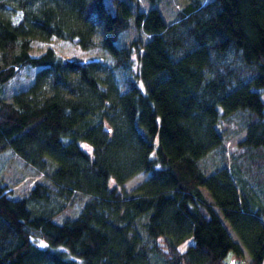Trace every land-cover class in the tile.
<instances>
[{
  "label": "trees",
  "instance_id": "1",
  "mask_svg": "<svg viewBox=\"0 0 264 264\" xmlns=\"http://www.w3.org/2000/svg\"><path fill=\"white\" fill-rule=\"evenodd\" d=\"M177 15L138 0H0V153L42 179L0 181V264H264V0H187ZM99 27L104 77L95 59L31 55L35 39L91 50ZM25 68L33 83L7 101ZM77 194L90 200L60 222Z\"/></svg>",
  "mask_w": 264,
  "mask_h": 264
},
{
  "label": "rangeland",
  "instance_id": "2",
  "mask_svg": "<svg viewBox=\"0 0 264 264\" xmlns=\"http://www.w3.org/2000/svg\"><path fill=\"white\" fill-rule=\"evenodd\" d=\"M141 8L143 10H148L149 7L155 6L160 9L163 17L168 23H174L178 20V11L183 9L187 0H138ZM103 31L101 27L98 29V34L95 36L96 47L91 50H82L79 46L73 42H68L53 38L50 41H42L35 39L32 44L31 55L40 56L43 54L47 48H53L54 51L63 59L66 60H91L97 59L99 64V75L104 77L112 71V68L109 66L110 59L109 53L102 47L103 40ZM137 31L131 27L128 30L124 31L121 34L119 40V46L125 47L128 46L135 38H137ZM134 63V69L137 68L138 59L136 54L132 57ZM37 68H25L19 71V73L12 79H10L3 88V94L7 101H13V96L22 91H26L29 86L33 83L35 73ZM118 79L122 80V74L116 72ZM262 97L264 99V90H262ZM242 122L243 116L240 114L234 116L232 122H225L227 132L229 134L228 138V152L229 155L233 152L237 146V143L243 139L244 133L242 132ZM84 148L88 149L84 145ZM213 153V154H212ZM208 155L205 159L202 160V164L207 172L212 171L213 169V160H218V155L216 152H213ZM214 155V158L212 156ZM149 173L140 172L136 174L133 178L128 180L124 188L128 191L136 189L140 184H142L148 177ZM42 180L39 173L28 167L22 159L16 155L11 149L5 150L0 153V181L7 183L13 189H16L22 186L24 183L33 184L36 181ZM111 187H115V183L111 182ZM17 190L16 192H18ZM90 199L87 196L77 194L74 198L65 201L67 206V211L59 216V221L64 222L69 218L77 217L82 209V205L88 202ZM225 225H227L230 233L236 237L234 231L231 229L230 225L226 220H224ZM237 239V237H236ZM38 244H42L40 239L35 240ZM194 243V239L190 237L187 241L180 245V250L185 251L190 244ZM46 246L47 243H46ZM249 259L248 254L245 252V260ZM233 260L232 253L226 258V263L230 264Z\"/></svg>",
  "mask_w": 264,
  "mask_h": 264
},
{
  "label": "water",
  "instance_id": "3",
  "mask_svg": "<svg viewBox=\"0 0 264 264\" xmlns=\"http://www.w3.org/2000/svg\"><path fill=\"white\" fill-rule=\"evenodd\" d=\"M97 61V59H95Z\"/></svg>",
  "mask_w": 264,
  "mask_h": 264
}]
</instances>
